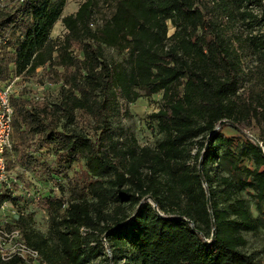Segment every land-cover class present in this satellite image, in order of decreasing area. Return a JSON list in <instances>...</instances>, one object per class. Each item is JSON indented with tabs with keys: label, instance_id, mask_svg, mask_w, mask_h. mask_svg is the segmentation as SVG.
I'll list each match as a JSON object with an SVG mask.
<instances>
[{
	"label": "trees",
	"instance_id": "16d2710c",
	"mask_svg": "<svg viewBox=\"0 0 264 264\" xmlns=\"http://www.w3.org/2000/svg\"><path fill=\"white\" fill-rule=\"evenodd\" d=\"M66 1L0 4V84L41 69L58 87L52 100L10 96L7 169L67 194L40 200L48 236L30 229L31 215L5 230L19 231L46 264H93L103 242L111 256L100 264H257L241 251L240 230L257 226L240 194L251 192L264 218V153L255 143L264 150V0H115L98 25L96 0L62 17ZM58 22L66 32L53 40ZM240 22L260 29L237 34ZM105 48L122 60L107 59ZM244 52L262 64L249 71L253 79L241 67ZM156 94L150 118L162 138L140 147L119 124L128 104ZM215 165L227 174L213 173ZM0 193L1 205L9 193Z\"/></svg>",
	"mask_w": 264,
	"mask_h": 264
},
{
	"label": "rangeland",
	"instance_id": "374dc122",
	"mask_svg": "<svg viewBox=\"0 0 264 264\" xmlns=\"http://www.w3.org/2000/svg\"><path fill=\"white\" fill-rule=\"evenodd\" d=\"M85 0H67L66 5L62 12V17L74 14L79 5L84 2ZM97 1V9L94 16V24L98 25L101 24L103 21L107 20L111 13L113 12V7L115 4V0H96ZM6 0H0V4L2 6L3 3H5ZM249 10H252V12L259 16L260 15V9L255 6L251 5L248 7ZM168 27V36L172 35L174 32V28L170 24V22H167ZM260 28L259 27H247L246 24L238 23L237 27L235 28V31L237 34H243L248 35L251 33L252 35L256 34ZM65 29L62 26L60 22H58L55 27L52 29L50 33L51 39H62V36L65 34ZM105 57L107 59H113L117 62H120L122 60V56L115 52L112 48H105ZM241 67L242 69L248 73L249 79H253L254 76L250 75L249 71H252L253 73H258L260 71V68L262 67V64L257 61L250 53L244 52L241 55ZM60 71L61 68L58 67L57 71ZM37 76L30 78L29 80H23L18 79L14 83V90H13V96L18 97L22 95L23 97H31L34 99H41V98H48L49 100H52L55 97V94L57 92V85H51L49 84L46 79H43V71L41 69H38ZM42 76V80H41ZM53 75H51L52 77ZM161 95H141L139 98H137L133 103L127 105V116H124V118L120 122V127L123 129V131L130 136H133L137 142V145L140 147L143 146H150L155 147V145L161 140L162 135L158 132L157 129V122L150 118V115L152 113H155L159 109ZM121 105L124 108V103L122 100H120ZM87 128L84 130L86 131ZM223 133L227 136H234L237 137V132L230 126L227 125L223 129ZM249 134V133H247ZM251 137L252 135L249 134ZM51 157V156H50ZM52 159V158H50ZM213 173H222V175H226V169L224 165H215L212 168ZM69 176H71V173H69ZM32 178L33 183L29 182V178ZM20 181L23 182L28 189H32L33 191L36 189L41 190L42 195L48 196V195H55L57 197L63 196L66 198L67 194H62L59 189L52 184L49 180L44 179H37L29 174L26 175H20L19 177ZM60 180V179H59ZM66 180H61L60 184L64 187H66ZM240 198L246 200V204L248 205L250 215L252 219L256 222L257 229L254 232L251 231H244L240 230L241 235L246 241V245L241 249L242 252L249 255L257 264H264V218H260L257 215V212L255 210L253 197L251 195V192L249 193H241ZM22 199L18 198L16 201H12L11 204H9V201L6 202V206L1 209L0 211V227H4L6 223H9L10 221L15 219V215L13 216L11 214L12 208L17 212L21 209H23L22 206ZM30 199L27 200V202ZM19 201V202H18ZM148 201V200H147ZM29 201L28 203H30ZM219 205L221 207L226 208L227 204L223 201L219 200ZM32 221L30 224V229L35 232L39 233L43 236H48L49 231V217L47 213L41 209L38 208H32ZM8 221V222H6ZM111 252L109 245L107 242H103V251L102 255H99L97 258L94 259L93 264H100L102 259L104 257H110ZM121 260L118 262V264H138L135 261L129 260V257L120 258ZM109 264H113V262H110Z\"/></svg>",
	"mask_w": 264,
	"mask_h": 264
},
{
	"label": "built area",
	"instance_id": "2783aa9c",
	"mask_svg": "<svg viewBox=\"0 0 264 264\" xmlns=\"http://www.w3.org/2000/svg\"><path fill=\"white\" fill-rule=\"evenodd\" d=\"M18 79L17 77L13 78L7 85L0 84V191L9 193V198L0 205V211L7 205L6 202L9 201V204H11L12 201L21 198L23 202L21 207L24 206L23 209L16 212L12 208L11 211V214L16 216L15 219L18 216L26 217L31 215L33 207L41 208L40 200L46 197L42 195L39 189L33 191L26 188L16 173L9 171L6 166L4 154L10 149L11 119L13 115L10 96L14 90V83ZM20 173H22L21 170ZM28 180L34 184L31 177ZM28 199H30V203H28L29 201L27 202ZM66 208L67 203L62 205L61 211ZM5 225L2 228L0 227V257L3 260L17 257L21 259L20 264H46L36 250L30 248L22 241L19 231L15 230L9 233L5 230ZM80 233L84 235L86 229L81 228Z\"/></svg>",
	"mask_w": 264,
	"mask_h": 264
},
{
	"label": "water",
	"instance_id": "95a60500",
	"mask_svg": "<svg viewBox=\"0 0 264 264\" xmlns=\"http://www.w3.org/2000/svg\"><path fill=\"white\" fill-rule=\"evenodd\" d=\"M223 125H229V123L228 122H221L219 124V126H223ZM255 143L262 150V152L264 153V150H263L261 144L258 143L256 140H255ZM199 176L202 178V173H201V168L200 167H199ZM146 200L150 201V198H147ZM206 202H207V205H209V199H207Z\"/></svg>",
	"mask_w": 264,
	"mask_h": 264
}]
</instances>
